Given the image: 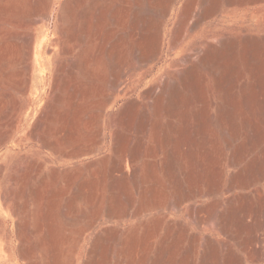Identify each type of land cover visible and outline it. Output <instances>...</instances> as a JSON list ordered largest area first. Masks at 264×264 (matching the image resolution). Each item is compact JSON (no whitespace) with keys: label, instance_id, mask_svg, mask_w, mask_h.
Wrapping results in <instances>:
<instances>
[{"label":"rangeland","instance_id":"rangeland-1","mask_svg":"<svg viewBox=\"0 0 264 264\" xmlns=\"http://www.w3.org/2000/svg\"><path fill=\"white\" fill-rule=\"evenodd\" d=\"M120 263L264 264V0H0V264Z\"/></svg>","mask_w":264,"mask_h":264},{"label":"bare ground","instance_id":"bare-ground-1","mask_svg":"<svg viewBox=\"0 0 264 264\" xmlns=\"http://www.w3.org/2000/svg\"><path fill=\"white\" fill-rule=\"evenodd\" d=\"M124 1V0H123ZM193 1V0H192ZM73 2V1H72ZM212 2V1H211ZM216 2V1H215ZM74 3V2H73ZM191 3V2H190ZM190 3H189V5H190ZM211 4V3H210ZM213 4V3H212ZM219 4V3H218ZM118 5H120V4H118ZM117 7V6H116ZM210 7H211V5H210ZM103 8H104V6H103ZM107 8V7H106ZM137 8V7H136ZM212 8H214V5L212 6ZM208 7H207V11H208ZM211 9V8H210ZM98 10V9H97ZM103 10V9H102ZM106 10V9H105ZM112 10V9H111ZM110 10V11H111ZM188 10H189V8H188ZM214 11H215V8L213 9ZM113 11V10H112ZM115 11H116V9H115ZM211 11V10H210ZM210 11H208V12H210ZM124 12V11H123ZM191 12V11H190ZM198 12V11H197ZM207 12V13H208ZM90 13V12H89ZM114 13V12H113ZM115 13H118V12H115ZM161 13V12H160ZM167 13V12H166ZM211 13V12H210ZM88 14V13H87ZM87 14H85L86 16H87ZM122 14V13H121ZM88 15H90V14H88ZM117 15V14H116ZM161 15V14H160ZM189 15V14H188ZM92 15H90V17H91ZM115 16V15H114ZM153 16V15H152ZM79 17V16H78ZM89 17V16H88ZM87 17V18H88ZM117 17V16H116ZM125 17V16H124ZM86 18V17H85ZM114 18V17H113ZM112 18V20H114ZM133 21V20H132ZM136 21V20H135ZM87 22H88V20H87ZM96 22H98V21H96ZM91 23V22H90ZM113 23H115V22H113ZM86 24H89V22L88 23H86ZM107 25V24H106ZM194 26V25H193ZM86 26L84 25V27L83 28H85ZM130 27V26H129ZM109 28V27H108ZM113 28H115V27H113ZM86 29H87V27H86ZM99 29V28H98ZM111 29V28H110ZM85 30V29H84ZM88 30V29H87ZM106 30V29H105ZM111 30H113V29H111ZM111 30H109V31H111ZM134 31V30H133ZM148 31V30H147ZM88 33V32H87ZM98 33V32H97ZM96 33V34H97ZM138 33V32H137ZM95 34V35H96ZM118 34H120V33H118ZM123 34V33H122ZM82 36V35H81ZM109 36V35H108ZM74 37V36H73ZM177 37V36H176ZM80 38V37H79ZM110 38H112V37H110ZM119 38H120V36H119ZM118 38V39H119ZM179 38V37H178ZM117 39V38H116ZM140 39V38H139ZM177 39V38H176ZM212 39V38H211ZM109 41V40H108ZM137 41V40H136ZM110 42V41H109ZM135 42V41H134ZM214 42V41H213ZM106 43V42H105ZM116 43H117V41H116ZM110 44V43H109ZM108 44V45H109ZM152 45V44H151ZM102 46V45H101ZM100 46V53H104V52H106V53H111V52H113V50L115 49V46L113 45V44H110V47L109 46H107V47H101ZM140 48V47H139ZM148 48V47H147ZM66 51V50H65ZM195 51V50H194ZM114 52H117V51H114ZM92 54V53H91ZM95 54V53H94ZM119 54V53H118ZM126 54V53H125ZM191 54V53H190ZM96 55V54H95ZM98 55V54H97ZM193 55V54H192ZM99 56V55H98ZM125 56V55H124ZM106 57V56H105ZM94 58H96V57H92L91 58V56L89 57V56H87V54L86 55H84L83 54V56L81 57V59H80V62H79V64H80V66L81 67H85L86 69H89V67H90V65L91 66H93L94 65V63H95V59ZM190 59V58H189ZM121 62V61H120ZM122 63V62H121ZM65 64V63H64ZM93 64V65H92ZM63 66V65H62ZM126 67V66H125ZM136 67H138V66H136ZM84 68V69H85ZM113 68V67H112ZM117 68V67H116ZM91 69V68H90ZM89 69V70H90ZM59 70V69H58ZM66 70V69H65ZM72 70V69H71ZM89 70H87V75H89V77L92 75V70L91 71H89ZM110 70V69H109ZM112 70V69H111ZM64 71V70H63ZM127 71V70H126ZM194 71V70H193ZM69 72V71H68ZM73 72V71H72ZM195 72L196 71H194V74H195ZM113 73V72H112ZM72 74V73H71ZM75 73H73V76H75L76 77V75H74ZM192 74V73H191ZM62 75V74H61ZM72 76V75H71ZM128 76V75H127ZM192 76V75H191ZM69 77V76H68ZM189 77V76H188ZM66 78V77H65ZM65 78H63V79H65ZM114 78H115V76H114ZM71 79V78H70ZM75 80L74 81H76V78H74ZM100 79V78H99ZM191 79V78H190ZM190 79H189V81H190ZM68 79H66V80H64V81H67ZM111 81V80H110ZM109 81V82H110ZM77 82V81H76ZM76 82H75V84H76ZM78 83V82H77ZM122 83V82H121ZM189 83H191V82H189ZM94 84V83H93ZM119 84H120V82H119ZM117 85V84H116ZM188 85V84H187ZM190 85V84H189ZM77 86V85H76ZM79 86V85H78ZM96 86V85H95ZM110 86V85H109ZM112 87H113V85H111ZM165 86V85H164ZM185 86V85H184ZM74 88H75V86H74ZM115 88V87H114ZM175 88V87H174ZM249 88V87H248ZM75 89H77V88H75ZM80 89H81V87H80ZM99 89V88H98ZM116 89V88H115ZM78 90V89H77ZM227 90V89H226ZM252 91V90H251ZM152 92V91H151ZM174 92V91H173ZM75 94H76V92H75ZM245 94V93H244ZM160 95V94H159ZM178 95V94H177ZM246 95V94H245ZM80 97V96H79ZM146 97V96H145ZM148 98V97H147ZM175 98H177V97H175ZM179 98V97H178ZM224 98V97H223ZM180 99V98H179ZM101 100V99H100ZM159 100V99H158ZM174 100V99H173ZM176 100V99H175ZM180 101V100H179ZM178 102V101H177ZM132 104V103H131ZM160 105V104H159ZM228 106H230V105H228ZM81 107V106H80ZM82 108V107H81ZM84 108V107H83ZM165 109V108H164ZM177 110V109H176ZM231 110V109H230ZM229 110V108H228V111H230ZM84 111V110H83ZM86 111V110H85ZM161 111V110H160ZM170 111H172V110H170ZM162 112V111H161ZM159 114V113H158ZM158 114H156V115H158ZM88 115V114H87ZM90 115V114H89ZM93 115V114H92ZM172 116V115H171ZM175 116V115H174ZM132 118V117H131ZM173 123V122H172ZM171 123V124H172ZM147 124V123H146ZM179 129V128H178ZM9 130V129H8ZM5 133V132H4ZM178 139V138H177ZM164 140V139H163ZM180 140V139H179ZM142 141V140H141ZM156 141V140H155ZM159 141V140H158ZM181 141V140H180ZM179 142V141H178ZM185 142V141H184ZM196 142V141H195ZM194 143V142H193ZM137 145V144H136ZM158 145V144H157ZM166 145V144H165ZM181 145V144H180ZM138 146V145H137ZM178 146V145H177ZM194 146V145H193ZM143 148V147H142ZM159 148V147H158ZM177 148V147H176ZM179 148V147H178ZM181 148V147H180ZM189 148V147H188ZM140 149V148H139ZM157 150V149H156ZM136 151V150H135ZM186 151H187V149H186ZM116 152V151H115ZM125 152V151H124ZM139 152V151H138ZM175 152V151H174ZM155 153V152H154ZM156 153H158V152H156ZM180 153V152H179ZM178 153V154H179ZM184 153V152H183ZM263 155V154H262ZM177 156V155H176ZM115 159V158H114ZM137 159V158H136ZM176 159V158H175ZM114 162V161H113ZM117 162V161H116ZM131 162H133V159H132V161ZM146 162V161H145ZM171 163H172V161H171ZM152 164V163H151ZM154 164V163H153ZM149 165V164H148ZM116 167V166H115ZM122 167V166H121ZM32 168V167H31ZM119 168V167H118ZM125 168V167H124ZM19 171V170H18ZM117 171V170H116ZM37 172V171H36ZM55 173V172H54ZM113 173V172H112ZM117 173V172H116ZM37 174V173H36ZM93 174V173H92ZM260 174V173H259ZM29 175V174H28ZM56 175V174H55ZM153 175V174H152ZM29 177V176H28ZM36 178V177H35ZM85 182V181H84ZM98 184V183H97ZM85 185V184H84ZM100 185V184H99ZM93 186V185H92ZM99 189V188H98ZM114 189V188H113ZM75 190V189H74ZM116 190V189H115ZM232 190V189H231ZM38 191H40V190H38ZM86 193V192H85ZM41 194V193H40ZM76 195V194H75ZM94 195V194H93ZM79 196V195H78ZM151 196V195H150ZM115 197V196H114ZM76 200V199H75ZM73 201V200H72ZM52 203V202H51ZM120 205V204H119ZM115 207V206H114ZM118 208V207H117ZM110 210H111V208H110ZM114 211V210H113ZM110 212V211H109ZM116 214V213H115ZM233 214V213H232ZM99 215V214H98ZM95 216V215H94ZM93 216V217H94ZM107 217V216H106ZM101 218V217H100ZM90 222V221H89ZM52 227H53V225H52ZM135 229V228H134ZM137 229V228H136ZM133 232H134V230H133ZM133 232H132V234H133ZM54 233V232H53ZM136 233V232H135ZM146 233V232H145ZM112 235V234H111ZM240 236V235H239ZM113 237V236H112ZM110 238V237H109ZM134 238V237H133ZM137 238V237H136ZM75 239V238H74ZM99 239V238H98ZM148 239H150V238H148ZM152 239V238H151ZM165 239V238H164ZM118 240V239H117ZM141 240V239H140ZM145 240V239H144ZM114 241V240H113ZM116 241V240H115ZM163 241V240H162ZM120 242V241H119ZM142 242V241H141ZM149 242H150V240H149ZM161 242V241H160ZM103 243V242H102ZM136 244V243H135ZM140 244V243H139ZM146 244V243H145ZM162 244V243H161ZM104 246V245H103ZM110 246H112V245H110ZM127 246V245H126ZM132 246V245H131ZM152 246V245H151ZM163 246V245H162ZM54 247V246H53ZM161 247V246H160ZM101 248V247H100ZM146 249V248H145ZM162 249V248H161ZM101 250V249H100ZM110 250V249H109ZM112 250V249H111ZM127 250V249H126ZM133 250H134V248H133ZM164 251V250H163ZM75 252V251H74ZM112 252V251H111ZM118 252V251H117ZM136 252V251H135ZM95 253V252H94ZM104 253V252H103ZM110 253V252H109ZM137 253V252H136ZM125 254V253H124ZM131 254V253H130ZM126 255H128V254H126ZM157 255H159V254H157ZM119 256V255H118ZM132 256V255H131ZM137 256V255H136ZM161 256H163V255H161ZM160 256V257H161ZM164 256H165V254H164ZM97 257V256H96ZM149 257V256H148ZM148 257H147V259H148ZM98 258V257H97ZM102 258V257H101ZM117 258V257H116ZM162 258V257H161ZM166 258V257H165ZM104 259V258H103ZM167 259V258H166ZM148 261V260H147ZM153 262H154V260H152ZM165 261V260H164ZM131 262H132V260H131ZM130 262V263H131ZM143 262V261H142ZM158 262V261H157ZM117 263V262H116ZM122 263V262H121ZM120 263V264H121ZM124 263V262H123ZM162 264V263H161Z\"/></svg>","mask_w":264,"mask_h":264}]
</instances>
